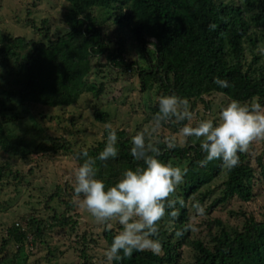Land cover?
<instances>
[{
    "label": "trees",
    "instance_id": "obj_1",
    "mask_svg": "<svg viewBox=\"0 0 264 264\" xmlns=\"http://www.w3.org/2000/svg\"><path fill=\"white\" fill-rule=\"evenodd\" d=\"M70 10L63 16L66 32L55 39H49L48 28L42 42L27 41L24 38L5 36L0 42V153L17 156V145L27 151L25 158L36 152L70 153L80 165L86 159L82 151H73L64 140L47 139L49 145L41 142L23 144L15 135L14 127L29 119L30 106L65 108L75 105L83 93H90L94 99L101 97L104 85L88 83L86 79L96 67L122 69L133 72L139 82V90L146 94L160 95L175 93L186 98L194 112L198 105L209 110L204 100L212 94H219L227 100L237 99L250 103L259 98L264 104V68L261 58L255 53L264 44V0H64ZM45 25V23L43 22ZM111 26L114 39H108L104 30ZM214 26V27H213ZM41 30V29H39ZM114 40V42H112ZM150 45H154L150 47ZM130 49L138 60H125ZM252 55L249 64L245 51ZM227 80L228 88H220L215 79ZM157 102L150 108L151 120L157 112ZM96 122H110V116L96 109ZM188 121L175 120L162 126L181 128ZM41 132V130H39ZM118 155L107 161L96 160L97 178L112 186L123 171L140 166L131 154L132 139L125 131H117ZM37 141V139H35ZM38 142V141H37ZM106 142L104 139L95 147L86 149L88 156L98 157ZM175 143V142H174ZM152 145V144H151ZM33 146V150L29 148ZM152 146L159 148V159L163 162L187 168L184 182L178 186L176 196L183 200L177 204L180 215L175 225L168 217L158 222L162 247L159 253L134 252L128 258L112 264H183L182 248L189 246L194 259L188 264H264V219L255 221L246 218L241 227H228L219 219L206 222V228L213 225L217 230L209 232L207 239H191L188 226L191 220L189 205H201L210 192L209 185L222 174L219 197L209 208L225 204L232 199L242 202L252 200L253 185L260 178L264 181V151L255 159L260 170L250 164L248 154L238 153L239 166L228 172L221 167V161L201 166L204 159L198 144L169 149L166 142ZM31 149V148H30ZM8 164L0 166V179H16ZM259 178V179H258ZM203 189L207 191L202 193ZM68 211L65 193L57 189L49 198ZM53 212H56L53 210ZM55 226H65L70 219L56 214L52 216ZM34 225L32 235L40 239L43 224L30 219ZM103 223V238L107 248L119 232ZM121 231V227H119ZM8 240L17 245L13 260L0 259V264H21L20 254L27 234L12 226ZM177 233H180L179 235ZM3 242V246L6 244Z\"/></svg>",
    "mask_w": 264,
    "mask_h": 264
},
{
    "label": "rangeland",
    "instance_id": "obj_2",
    "mask_svg": "<svg viewBox=\"0 0 264 264\" xmlns=\"http://www.w3.org/2000/svg\"><path fill=\"white\" fill-rule=\"evenodd\" d=\"M69 10L70 5L64 0H0V42L5 36L20 37L27 41H45V30L42 29L44 26L48 28L49 39H55L66 32L63 16ZM112 29L108 26L104 30L108 39H114ZM128 49L130 52L126 54L125 60H138L130 46ZM255 53L261 58L260 65L264 68V44L257 47ZM251 56L246 50L247 64L250 63ZM121 71L122 69L110 67L107 63L104 67L93 69L86 81L97 86L102 84L105 88L103 95L97 99L90 93H83L78 102L70 107L51 109L30 106L29 119L14 127L16 137L23 144L34 142V147L41 142L49 145V137L64 140L75 152L95 147L103 141L105 132L104 124L96 122L93 117L98 109L110 116L109 123L116 131H125L131 139L137 132H144L146 144L149 145L166 142L170 138L179 147L199 145L196 138L182 137L179 134L180 128L161 126L150 133V108L157 102V98L153 91L146 94L140 92L138 79L133 72ZM204 100L210 108L207 110L203 105H198L193 112V124L200 118L216 119L221 106L228 102L226 97L219 94L204 97ZM15 146L17 156L0 153V166L8 164L14 173H19L16 179L9 176L0 179V259H14L17 245L8 240L7 233L14 226L27 234L18 259L21 264H108L105 259L107 245L102 235L103 223H98L74 202L71 177L79 166L75 158L63 151L36 152L22 158L20 156L27 149L19 147L17 142ZM33 146L29 150H33ZM263 151L264 139L251 143L246 151L250 164L256 168L257 176L260 170L256 167L255 159ZM224 179L222 174L209 185L210 192L202 204L205 209L203 216L194 214V202L190 201L191 220L188 230L191 239L205 240L209 232L217 230L213 225L206 228L204 222L212 224V220L219 219L228 227L234 228L241 227L246 218L252 217L257 222L264 219V181L261 178L253 185L254 196L251 201L232 199L210 208L206 213L212 202L219 197V188ZM57 189L65 193L66 203L70 202L72 205L70 210L67 211L57 199L49 200ZM205 191L207 189H203L202 193ZM53 214L59 219L66 217L71 223L55 226ZM30 219L42 222L43 227H40L44 230L40 239H35L32 235L35 226H31ZM107 226L115 232H119L121 227L115 220L108 222ZM5 240L7 242L3 246ZM193 257L192 248L184 246L183 264L192 262Z\"/></svg>",
    "mask_w": 264,
    "mask_h": 264
},
{
    "label": "clouds",
    "instance_id": "obj_3",
    "mask_svg": "<svg viewBox=\"0 0 264 264\" xmlns=\"http://www.w3.org/2000/svg\"><path fill=\"white\" fill-rule=\"evenodd\" d=\"M150 47L154 48V45ZM214 83L220 88L230 86L227 80L219 77ZM157 107L150 133L173 120L177 123L188 121L180 128L179 134L185 139L199 141L204 157L199 162L201 166L218 160L222 162L221 167L230 172L239 166L238 153L247 151L254 141L264 139V104L259 98L250 103L231 99L221 106L216 119L200 118L194 124V113L186 98L175 93L160 95ZM103 127L106 132L103 150L96 158L83 151L81 155L86 159L71 177L74 202L98 223L115 220L121 226L122 230L113 237L105 251L108 264L130 258L134 252L159 253L162 244L158 238V222L167 215L169 224L175 225L180 215L177 204L183 206L176 191L184 182L188 169L160 160L159 148L146 144L145 133L137 132L132 137L130 154L142 163L123 171L119 179L108 186L97 178L96 160L107 161L118 155V136L111 123H105ZM166 143L169 149L175 147L171 138ZM192 208L196 216L205 213L198 201L192 204Z\"/></svg>",
    "mask_w": 264,
    "mask_h": 264
}]
</instances>
